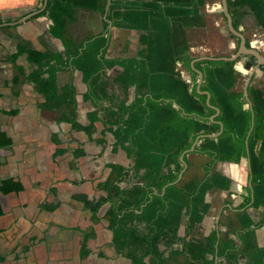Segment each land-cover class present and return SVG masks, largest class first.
<instances>
[{
  "label": "crops",
  "instance_id": "obj_1",
  "mask_svg": "<svg viewBox=\"0 0 264 264\" xmlns=\"http://www.w3.org/2000/svg\"><path fill=\"white\" fill-rule=\"evenodd\" d=\"M43 2L0 0V24L22 19L43 7ZM220 3L204 0L197 24L177 25L183 29L180 37L187 40L191 57L231 56L236 52L239 39L228 30ZM241 11L244 14L238 28L247 36V44L264 55V28L249 7ZM37 15L0 27V264H132L128 249L121 250L114 243L106 210L99 219H93L79 195H106L100 188L116 176L111 165H134L135 157L117 145V113L121 106H129L146 94L147 88L137 84L126 88L115 82L123 71L121 65L107 71L106 97L98 102L88 97V84L72 66L56 72L55 83L49 86L55 90L54 101H49L41 86L49 79L50 70L63 62L67 50L64 39L71 43L68 52L73 54L77 50L73 45L105 33L108 27L106 57L140 60L148 53L146 31L107 26L105 15L99 11L76 7L74 18L67 20L63 37H59L52 33L49 17ZM19 43L31 49L18 51ZM43 54L46 59L39 64ZM249 60L244 57L236 62L241 75L236 89L244 90L249 77L250 87L264 88V67L251 74L245 68ZM177 70L185 81L193 83L192 72L182 62H178ZM71 84L75 86L73 107L61 99ZM65 113H73L82 128H73ZM185 159L182 179H205L203 165L212 161L211 156L194 151ZM249 163L248 156L239 163L216 162L213 171L228 177L230 187H215L207 193L211 207L196 225L197 235L208 236L218 229L222 238L233 240L237 246L245 240L255 248L264 247V225L257 226L264 219V205H253V193L248 190ZM131 185L129 178L121 182L123 188ZM250 194L251 201L243 206ZM243 214L253 221L249 228L241 224ZM185 228L184 224L181 235ZM239 258L246 259L244 254ZM183 262L185 257L177 256L169 264ZM215 264H227V260L221 257Z\"/></svg>",
  "mask_w": 264,
  "mask_h": 264
},
{
  "label": "trees",
  "instance_id": "obj_2",
  "mask_svg": "<svg viewBox=\"0 0 264 264\" xmlns=\"http://www.w3.org/2000/svg\"><path fill=\"white\" fill-rule=\"evenodd\" d=\"M203 2L111 0L107 10L108 0H48L46 9L37 15L48 16L52 33L59 37H63L67 20L74 18L76 7L107 13V26L110 21L117 27L146 31L148 53L140 60L106 57L110 42V37L105 35L109 34L108 27L105 33L73 45L77 49L73 54L68 52L71 43L64 39L67 50L63 62L50 70L49 79L41 86L49 101H54L55 90H50L49 86L54 85L56 72L72 66L88 84V97L98 102L106 97L107 71L121 65L123 71L114 78L115 82L126 88L134 84L147 88L146 94L129 106H121L117 113L114 131L117 145L122 146L129 157H135L134 165H111L116 176L100 188L106 195H79L93 219H99L100 213L106 210L114 243L121 250L128 249L132 264H169L177 256L185 257L182 264H215L221 257L226 258L227 264H264V247L255 248L245 240L242 246H237L233 240L222 238L218 229L208 236L195 233L196 225L203 221L211 207L206 200L207 193L215 187H230L228 177L213 171L218 161L239 163L248 156L252 184L248 190L253 193L254 206L264 205V88L249 86L247 100L244 90L235 88L241 76L236 70V61H197L195 67L204 74L201 89L211 93V104L220 109L215 120L210 119L217 111L207 104V95L197 91L198 73L191 65L195 58L188 53L185 37H180L184 23H198ZM228 3L236 28L244 7L251 9L264 28V0H228ZM29 49L31 47L18 44V51ZM45 59L43 54L39 64ZM178 62L192 72L193 83L182 78L177 70ZM66 90L68 94L61 99L73 107L75 86L71 84ZM65 118L73 128H82L73 113H65ZM220 122L223 132L216 138H202L195 148L196 152L212 158L203 165L205 179L190 182L181 179L175 183L184 169L181 155L192 147L199 135L219 133ZM128 178L132 185L121 187V182ZM250 201L251 194L243 206ZM240 221L243 228L253 224L248 214L241 215ZM183 224L185 234L181 235ZM262 225L264 219L257 224ZM177 244L181 247L175 248ZM168 250L169 256L166 255ZM239 254H244L246 259L239 258Z\"/></svg>",
  "mask_w": 264,
  "mask_h": 264
},
{
  "label": "water",
  "instance_id": "obj_3",
  "mask_svg": "<svg viewBox=\"0 0 264 264\" xmlns=\"http://www.w3.org/2000/svg\"><path fill=\"white\" fill-rule=\"evenodd\" d=\"M110 4H111V0H108L107 10L109 9ZM47 5H48V0H44L43 7H41L40 9L29 13L28 15H26L25 17H23L22 19H20L18 21L2 23V24H0V27L8 26V25L12 26V25L20 24V22H23V21L29 19L30 17L35 16V15L41 13L42 11H44L46 9ZM220 6H221L222 12L225 15V18H226V21H227L228 30L231 32V34L233 36H235L237 39H239V45L237 47L236 52L233 55H231V56H209V55H205V56H201V57L195 58L192 61V63H191L192 68L194 69V71H196L199 74V80H198V84H197V91L199 93L206 94L207 95V104L209 106L214 107L216 109V111H217L216 114L211 116L210 119L212 121H214L215 118L220 114V109L218 107L213 106L211 104V93L209 91H205V90L201 89L202 83H203V80H204V74H203V72L201 70H199L198 68L195 67V63L197 61H201V60H228V61L239 62V61L243 60L244 57L245 58L246 57H253L254 58L253 60H249L246 63L245 68H246L247 71L249 70V71H251V74H254L257 69H260V68L264 67V55L258 50V48H256V46L251 45V44L250 45L247 44V36L245 35V33L243 31H241L239 28H236L234 26V21H233V17H232V14L230 12V9H229L228 0H221ZM105 19H107V13H105ZM111 25H112V23L109 21V26H111ZM250 80L251 79L249 77L247 82H246L245 89H244V94H245V97H246L247 100H249L248 87H249V84H250ZM253 119H254V114H253ZM220 124H221V129H220L219 133H217V134H201V135H199L195 139L192 147L190 149H188L187 151H185L181 155V161L184 164V169L181 171V173H180L178 179L175 181V183H178L182 179L184 171L187 168V161L185 159V156L187 154L195 151L196 146L198 145L199 141L202 138H204L206 136L215 137V138L218 137L224 130L223 124L221 122H220ZM253 126H254V124H253ZM253 126L251 128V131L253 129ZM251 131H250V133H251ZM249 165H250V163H249ZM250 171H251V169H250ZM249 181H250V186L252 187L251 180H249Z\"/></svg>",
  "mask_w": 264,
  "mask_h": 264
},
{
  "label": "rangeland",
  "instance_id": "obj_4",
  "mask_svg": "<svg viewBox=\"0 0 264 264\" xmlns=\"http://www.w3.org/2000/svg\"><path fill=\"white\" fill-rule=\"evenodd\" d=\"M184 226V224L182 225V227Z\"/></svg>",
  "mask_w": 264,
  "mask_h": 264
}]
</instances>
